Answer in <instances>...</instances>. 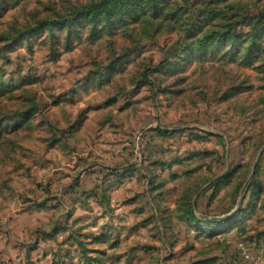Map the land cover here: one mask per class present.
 Masks as SVG:
<instances>
[{
	"label": "rangeland",
	"instance_id": "374dc122",
	"mask_svg": "<svg viewBox=\"0 0 264 264\" xmlns=\"http://www.w3.org/2000/svg\"><path fill=\"white\" fill-rule=\"evenodd\" d=\"M101 1L0 0V264H264V24L199 45L202 0Z\"/></svg>",
	"mask_w": 264,
	"mask_h": 264
},
{
	"label": "trees",
	"instance_id": "16d2710c",
	"mask_svg": "<svg viewBox=\"0 0 264 264\" xmlns=\"http://www.w3.org/2000/svg\"><path fill=\"white\" fill-rule=\"evenodd\" d=\"M229 1L202 0L198 9L196 8L198 23L194 22V24H191L193 28L188 30L187 37L191 40H199V45L204 40L234 41L242 37L245 40H256L253 31L264 24V13L247 18L236 16L235 13L237 11L234 6L229 4ZM224 10H227L230 14L233 13V15L229 14L226 16ZM176 11L168 0H102L96 6L83 10V13L84 15H91L90 18L93 21L119 22L121 25L127 22L125 17L128 15L132 18V21L134 20V23L143 24L146 29L145 25L149 28L156 25H161L162 27L168 21H174L178 15ZM226 21H235V23H239V26L247 27L249 31L245 35L242 34L244 36L238 33L234 34L232 27L228 24L229 22ZM223 22L226 23L223 25ZM210 25H215L213 27H219L220 30L207 29L203 31L205 26L208 27ZM225 28H228V30H223ZM149 30L152 31L151 29Z\"/></svg>",
	"mask_w": 264,
	"mask_h": 264
},
{
	"label": "built area",
	"instance_id": "2783aa9c",
	"mask_svg": "<svg viewBox=\"0 0 264 264\" xmlns=\"http://www.w3.org/2000/svg\"><path fill=\"white\" fill-rule=\"evenodd\" d=\"M241 250L244 254H246V248L243 245H241Z\"/></svg>",
	"mask_w": 264,
	"mask_h": 264
}]
</instances>
